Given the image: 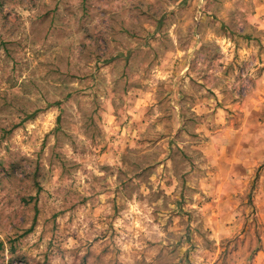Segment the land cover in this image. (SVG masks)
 Here are the masks:
<instances>
[{"label":"rangeland","instance_id":"374dc122","mask_svg":"<svg viewBox=\"0 0 264 264\" xmlns=\"http://www.w3.org/2000/svg\"><path fill=\"white\" fill-rule=\"evenodd\" d=\"M0 264H264V0H0Z\"/></svg>","mask_w":264,"mask_h":264},{"label":"crops","instance_id":"0c3cea01","mask_svg":"<svg viewBox=\"0 0 264 264\" xmlns=\"http://www.w3.org/2000/svg\"><path fill=\"white\" fill-rule=\"evenodd\" d=\"M258 141H255L252 147V154L250 152H243V157L238 153L232 156L229 154L228 158L213 157L212 164L217 167L215 172L217 173L216 178H214V189L219 192V197L221 199L225 197L222 196L224 190H238L243 186V182L247 177L250 176L252 170L251 168L255 165H259L263 159L261 153V140L258 137ZM245 146L244 148H246ZM243 150V149H242ZM241 151V150H240ZM242 152V151H241ZM218 202L220 200L218 199Z\"/></svg>","mask_w":264,"mask_h":264}]
</instances>
